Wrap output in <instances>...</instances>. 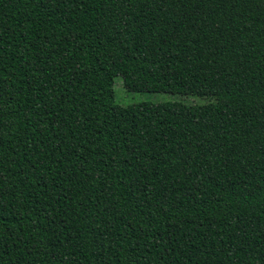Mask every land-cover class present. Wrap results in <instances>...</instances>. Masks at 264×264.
Wrapping results in <instances>:
<instances>
[{
	"label": "trees",
	"instance_id": "16d2710c",
	"mask_svg": "<svg viewBox=\"0 0 264 264\" xmlns=\"http://www.w3.org/2000/svg\"><path fill=\"white\" fill-rule=\"evenodd\" d=\"M0 264H264V0H0Z\"/></svg>",
	"mask_w": 264,
	"mask_h": 264
},
{
	"label": "rangeland",
	"instance_id": "374dc122",
	"mask_svg": "<svg viewBox=\"0 0 264 264\" xmlns=\"http://www.w3.org/2000/svg\"><path fill=\"white\" fill-rule=\"evenodd\" d=\"M112 89L114 103L120 107H126L137 103L159 104L165 102H178L185 105L203 104L202 99L189 96H178L167 93L126 92L121 86L119 77L114 79Z\"/></svg>",
	"mask_w": 264,
	"mask_h": 264
}]
</instances>
